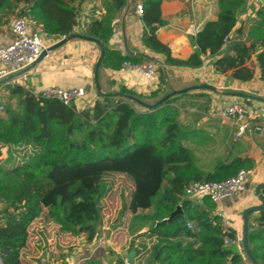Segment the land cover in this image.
Returning <instances> with one entry per match:
<instances>
[{
    "label": "trees",
    "instance_id": "obj_1",
    "mask_svg": "<svg viewBox=\"0 0 264 264\" xmlns=\"http://www.w3.org/2000/svg\"><path fill=\"white\" fill-rule=\"evenodd\" d=\"M80 1L0 0V27L16 16L41 25L48 37L81 35L98 40L105 49L103 68L120 70L125 62H144L109 48L114 20L126 0L109 2L105 15L78 33ZM142 1V43L161 55L166 67L196 69L203 66L204 55L221 56L212 61L215 71H232V79L247 82L253 79L254 70L245 64L261 47L257 60L264 74V4L256 12V24L246 41H226L248 0H218L217 20L206 22L191 38L194 53L181 60L157 37L166 25L161 10L164 0ZM158 71L163 77V68ZM5 89L6 105L2 103L6 117L0 113V156L7 148V158L0 162L3 264H27L23 254L34 225L41 219L70 236H87L92 242L103 222L102 201L110 192V176L125 177L131 186L120 217L137 225L138 231L148 227L146 233L138 235L153 243L148 264H245L237 232L224 226L216 205L209 198L196 202L185 198L191 183L221 182L254 164L251 159L234 157L219 162L211 172L199 168L184 143L180 115L186 106L206 109L208 95L185 92L147 107L127 98L130 95L147 103L142 95L123 87L117 94H99L92 107L79 110L75 104L38 98L19 84L6 85ZM182 100L188 104H181ZM26 148H30L29 155L16 163L14 149ZM179 206L182 213L166 222ZM249 220L256 224L248 234L249 249L257 263L264 264V209L250 213ZM146 248L147 244L140 243L136 255H142ZM92 262L103 264H87Z\"/></svg>",
    "mask_w": 264,
    "mask_h": 264
},
{
    "label": "crops",
    "instance_id": "obj_2",
    "mask_svg": "<svg viewBox=\"0 0 264 264\" xmlns=\"http://www.w3.org/2000/svg\"><path fill=\"white\" fill-rule=\"evenodd\" d=\"M111 1L81 0L77 4L79 14L75 31L82 33L87 24L101 19L106 13V5ZM253 1L248 0L245 11L239 15L237 24L230 34V40L239 38L243 41L247 40L250 29L257 21L256 12L264 4V0H255L254 3ZM140 3L143 4V1L126 0V6L114 20L115 30L109 42V48L119 51L123 56L143 58L139 54L149 55L156 59L155 63L160 68L164 58L147 50L141 40L145 26L137 9L134 11ZM161 10L166 25L158 30V39L170 48L174 58L187 60L194 53V47L191 44V38L195 36L193 30L198 29L199 32L206 22L216 21L219 5L218 0H198L195 7L186 0H164ZM29 22L34 31L43 34L48 48L63 39L48 37L43 33L41 25L32 20ZM12 39L9 23L0 27V44H7ZM262 50L263 48L258 47L257 52L245 64L246 67L254 70L253 79L247 82L232 79V71L225 74L217 73L212 61L221 56L211 58L207 54L202 57L204 64L200 68L166 67L163 77L158 71L157 77L153 80H148L133 69L122 71V69L112 70L100 67L98 81L101 90H99L96 86L95 72L101 57L100 46L85 38H75L50 52L25 75L0 85V100L2 102L1 90L9 84H19L35 95L51 87L84 88L87 91V97L74 103L79 110L92 107L95 101L100 99L99 94H117L123 87L142 95L149 104L161 100L165 94L174 90L200 87L189 93L208 95V107L204 109L199 106H186L181 109L180 122L186 137L184 143L190 147L197 165L203 172H211L219 162H227L234 157L253 160L251 169L254 170V175L246 191L226 200L223 205L216 206V213L222 214L224 226L237 232V245L245 259V264H253L243 249V212L250 207L261 205L256 188L264 184V103L242 95H228L223 91L262 96L264 74L257 60V55ZM128 51L134 55H130ZM143 59L146 61L145 58ZM163 79L164 83H161ZM204 85L214 87L216 90L202 88ZM234 100L242 103L248 110L246 122L225 121L220 117L221 111ZM183 102L188 104V101L184 100L181 104H184ZM249 115L256 116V119H251ZM243 124L248 125V130L237 138L239 127ZM1 157L2 155L0 159ZM203 157L205 161H202ZM249 223L256 226L253 220H249ZM34 226L29 246L23 254V260L27 264H36L32 256L33 246L36 244L34 240L36 238L39 240V236L34 235L36 232H43L52 245L58 239L70 240L68 234L61 230L60 232V228L54 223L41 219ZM55 232L58 233L56 236ZM136 256L138 258V255Z\"/></svg>",
    "mask_w": 264,
    "mask_h": 264
},
{
    "label": "built area",
    "instance_id": "obj_3",
    "mask_svg": "<svg viewBox=\"0 0 264 264\" xmlns=\"http://www.w3.org/2000/svg\"><path fill=\"white\" fill-rule=\"evenodd\" d=\"M192 7L198 3V0H186ZM137 13L142 16L143 4L136 6ZM9 29L13 39L7 44H0V78L10 73L20 71L33 63H35L42 53L48 48L41 32L34 31L27 18H13L9 22ZM198 29L193 30V34L197 35ZM230 38H226L229 41ZM158 65L155 62L146 60L141 64H133L125 62L122 71L133 69L140 72L148 80L157 77ZM261 95L264 97V85ZM41 99H57L64 105L70 106L79 99L87 97V91L84 88L61 89L51 87L36 94ZM4 112L3 103L0 100V113ZM220 117L225 121L246 122L248 110L239 101H232L220 113ZM251 119L256 116L249 115ZM248 130V125L243 124L239 127L237 138L243 132ZM254 175L253 169H241L236 175L221 182H194L186 188L185 198L192 201L209 198L216 206L233 198L234 196L246 191L249 181ZM218 214V213H217ZM220 217L222 214H218ZM190 226V225H189ZM228 243V241H226ZM1 264V261H0ZM124 264H138V258L135 255L134 262L125 261Z\"/></svg>",
    "mask_w": 264,
    "mask_h": 264
},
{
    "label": "rangeland",
    "instance_id": "obj_4",
    "mask_svg": "<svg viewBox=\"0 0 264 264\" xmlns=\"http://www.w3.org/2000/svg\"><path fill=\"white\" fill-rule=\"evenodd\" d=\"M13 18L21 17L14 16ZM7 95L6 89L1 90L2 102L5 105ZM1 115L4 118L6 117L4 112ZM29 152L30 148L24 150L14 149L16 163L21 162L23 156L29 155ZM1 158L0 162L7 158V148L2 149ZM205 160L203 157L202 161ZM108 182L110 183V192L102 201L103 222L101 226L97 227V234L93 241L89 242L88 237L83 235H68L70 240L66 238L65 240L58 239L52 245L43 232H36L34 235L36 237L39 236V240L37 238L34 240L36 244L33 246L34 253L32 254L33 261L36 264H87L91 261H102L103 264H120L119 261H121L124 264L127 255L131 251H135V248L140 243L147 244V248L143 250L142 255H138V264L149 263L152 256L153 243L149 239L138 238V235L148 231V227L138 231L139 227L137 225L133 226L129 220L120 217V211L127 201L128 192L131 188L128 180L122 176H110ZM57 234L55 232L54 235L56 236ZM133 242L134 246H132ZM92 263L97 264V262Z\"/></svg>",
    "mask_w": 264,
    "mask_h": 264
},
{
    "label": "water",
    "instance_id": "obj_5",
    "mask_svg": "<svg viewBox=\"0 0 264 264\" xmlns=\"http://www.w3.org/2000/svg\"><path fill=\"white\" fill-rule=\"evenodd\" d=\"M136 10V8H134V11ZM75 38H83V36L81 35H77V36H70V37H65L63 38L61 41H59L58 43L52 45L51 47L47 48L43 53L42 55L39 57V59L33 63L32 65L20 70V71H17V72H14V73H10L8 74L7 76H4V77H1L0 78V85L2 84H5V83H8L9 81L13 80V79H16V78H19L23 75H25L26 73H28L38 62H40L42 59H44L46 56H48V54L54 50H56L57 48H59L60 46H62L63 44H66L68 41L72 40V39H75ZM87 40H90V41H94L96 42L99 46H100V49H101V57L100 59L98 60L97 62V65H96V72H95V79H96V86L99 90L100 89V84H99V81H98V75H99V69L101 67V63H102V59L105 55V49L103 47V45L98 41V40H94L92 38H88V37H85ZM129 53V51H128ZM130 55H134L133 53H129ZM139 56L145 58L146 60H149V61H152V62H156V59L149 56V55H145V54H139ZM163 67V70L164 72H166V66L164 65V63H162L161 65ZM200 87H194V88H190V89H184V90H174L172 92H170L169 95H166L165 97H163L161 100L153 103V104H148V103H144L142 100H140L139 98H136L134 96H130V95H127V98L131 99V100H134L140 104H144L145 106L147 107H156L158 104L162 103L164 100H166L167 98L171 97V96H174V95H177V94H181V93H185V92H190L192 90H195V89H198ZM202 88H207V89H210V90H216L214 87H209V86H202ZM102 93V92H101ZM223 93L225 94H228V95H232V96H245V97H249V98H252V99H255V100H258V101H261L264 103V97L263 96H259V95H251V94H248V93H238V92H229V91H223ZM264 189V184H260L257 186L256 188V194L258 196V198L260 199L261 201V205L259 206H256V207H250L248 209H246L244 212H243V221H244V228H243V249L247 255V257L249 258V260L253 263V264H258L257 261L254 259V257L252 256L251 254V251L249 249V244H248V234H249V231L252 230V229H255L256 226L253 225V224H250L249 223V215L250 213H253V212H259L261 211L262 209H264V195L262 194V190ZM182 213V208L181 206L178 207V209L168 218L166 219L165 221L166 222H172L173 218ZM135 255H136V252L135 251H131V253L129 254L128 258H127V261L129 262H134L135 260ZM1 261V259H0ZM1 264L2 261H1Z\"/></svg>",
    "mask_w": 264,
    "mask_h": 264
}]
</instances>
